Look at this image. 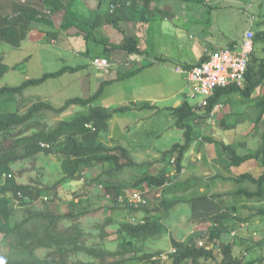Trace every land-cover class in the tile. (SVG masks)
<instances>
[{"label":"rangeland","instance_id":"1","mask_svg":"<svg viewBox=\"0 0 264 264\" xmlns=\"http://www.w3.org/2000/svg\"><path fill=\"white\" fill-rule=\"evenodd\" d=\"M69 1L62 0L65 5ZM78 1L82 4L72 6L67 13L65 7L51 9L45 0H0V23L23 29L21 34L20 30H15V39L7 36L0 38V63L8 66L0 77V87L16 86L25 79H36L64 66H82L76 72L48 78L20 93L1 96L0 111L23 114L37 102H46L59 108L70 98L92 95L102 80H112L104 86L94 105L109 109L127 106L129 110L116 113L108 121L100 140L107 146L124 147L133 164L121 169L109 164H93L79 169L75 179L68 181L62 169V155L41 151L24 156L23 147L14 145L15 140L40 129L49 131L60 121L72 120L86 111L81 106H71L59 113L43 109L23 126L0 134L2 146L21 156L10 164L12 178L18 184L40 190V196L32 204L22 205L20 200L11 199L12 218L19 220L27 215L28 210L32 213L73 214L74 217L58 224L63 236H71L75 230L72 226L78 224L80 245L111 253L105 258L93 259L83 252L72 251V247L65 244L67 251L64 256L68 264L79 261L119 264L120 260L124 264H173V241L185 242L192 233L207 235L216 216L224 215L222 221L227 227L226 232L235 233L230 242L239 264L249 260H260L264 264V215L259 214V210L264 209V198L249 199L235 194L238 187L249 190H256L257 187L247 181L239 184L230 177H224L223 171L229 160L228 153L220 145L229 144L240 155L258 148L264 127L262 121H255L250 109L264 94V86H259L248 99L238 93L225 95L214 109V116H200L204 113L203 108L199 109V114L186 121L193 127L192 142L184 154L180 172H176L173 165L175 155L165 153L174 144H183L185 140L169 108L176 101L188 100L195 104L201 100L200 96L193 94L192 84L187 81L185 74L176 71L178 66L186 68L183 56L187 59L191 56L192 61L196 58L191 55L189 46L201 37V29L204 30L203 34H212L217 48L230 47L233 41L240 39L251 19L254 20L252 30L255 33L264 30V0H217L213 9L196 5L197 13H188L186 16L189 20L186 23L182 21L183 16L174 19L170 15L172 13L167 12L148 25L139 21L143 15L142 1L123 0L128 7L127 17L136 18L137 21L120 22L117 27L107 24L104 15L115 11L118 4L111 11V5L98 9L97 0ZM169 2V7L173 8L190 6L188 0ZM133 5L135 8H132ZM101 12H104L103 17L98 16ZM26 15L45 17L53 25L40 24ZM66 19L74 23L67 30L61 26ZM52 31L56 35L51 34ZM126 33L139 39V46L145 53L136 59L137 62L132 58L136 53L129 55L120 50L104 53V42L118 44ZM261 47L260 43L256 47L254 68H258L264 58ZM114 56L119 63L111 66L110 57ZM155 57L162 59L133 75L126 74ZM100 58L108 61V72L93 64L95 59ZM144 105L152 107L142 108ZM210 139L215 142L210 143ZM120 160L126 162L122 157ZM229 166L231 175L241 173L246 167L245 164L240 167ZM249 170L253 176H259L262 172L261 161L253 163ZM148 174L168 175L169 181L163 187L138 184ZM0 179L4 181L5 176ZM104 184L112 186V190L107 192ZM114 188L123 190L122 194L119 193L123 196L142 191L147 204L130 209L117 202V196L113 198ZM203 194L213 204L206 203L205 207L198 204L196 212L191 201ZM163 200L176 204L169 210L160 209L158 212L159 203ZM144 207L153 210L152 219H159L165 230L158 235L135 239L122 233L123 224L134 222L133 217H144ZM42 221L35 217V225L42 224ZM203 239L206 238L199 240ZM129 240L131 245L127 244ZM213 249L216 258L202 264H220V248L215 244ZM34 254L39 258L47 254H50V258H60L55 248H38ZM147 254H153L152 257L157 260L151 261L152 257L137 259ZM8 257L9 251L0 245V261Z\"/></svg>","mask_w":264,"mask_h":264},{"label":"trees","instance_id":"2","mask_svg":"<svg viewBox=\"0 0 264 264\" xmlns=\"http://www.w3.org/2000/svg\"><path fill=\"white\" fill-rule=\"evenodd\" d=\"M51 5V9L64 8L70 12L72 6H78L82 4L78 0H70L66 5L62 0H45ZM143 5L149 4L152 0H141ZM58 3V4H57ZM118 4L115 11L112 13H106L104 16L105 22L111 24L114 27L119 26L120 22H128L131 18L127 17L128 7L125 6L123 0H97V8L101 9L104 6ZM133 4V3H132ZM65 5V6H64ZM132 8H135L133 5ZM104 13V12H103ZM103 13H99L98 16L103 17ZM28 19H35L40 24L53 25L52 22L45 17H37L35 15H26ZM1 19V17H0ZM4 21L6 16L3 18ZM141 21L143 19L141 18ZM43 24V25H44ZM74 23L70 19H66L61 23L63 29L67 30L72 27ZM20 30V34L23 33V29L16 28L15 25L0 23V38L7 36L9 39H15L17 36L15 30ZM53 35L56 32L52 31ZM21 37V36H20ZM5 38V41H10ZM88 38V36H86ZM18 39H16V45H18ZM139 39L136 36L125 34L123 40L118 44H107L104 42V53L109 50H120L127 52L128 54H142L143 50L139 46ZM262 44L261 52L264 53V30L257 33L254 32V45L251 53L250 62L246 72V80L242 87L230 86L227 88L217 89L212 97L209 98L208 105L204 107V113L199 114L197 111L199 107L190 103L188 100L182 101V103L176 107L169 108L172 116L175 118V125L181 129L184 133V143H176L173 147L165 152L166 154L175 155L173 165L176 172H180L182 169L181 162L183 160L186 150L189 148L192 142L193 128L186 121L199 114L202 117L209 116L214 108L220 104L221 98L225 95L232 93H238L245 99L252 96L253 92L259 87L264 86V58L258 68H254V55L256 53V47L258 44ZM106 54V53H105ZM82 66H64L60 70L50 73H44L39 78L25 79L22 83L16 86H2L0 87V97L7 94H17L22 92L29 86L42 83L48 78L57 77L65 72H76L81 69ZM142 68L127 72V75H133ZM7 70V66L0 63V77ZM119 78V77H118ZM112 80H102L99 83L98 89L90 96L87 97H74L68 99L65 104L59 108H54L51 104L46 102H37L33 104L25 113L19 114L14 111H0V134L7 133L10 130L23 126L31 119L36 117L38 113L43 109H50L56 112H62L71 106L85 107L84 113L78 114L72 120H62L56 127L46 131L40 129L38 132L28 136H23L15 140L16 146L23 147L24 156H32L41 151L47 153H57L62 155L64 161L62 162V169L65 173L66 180L71 181L75 179V175L82 167H88L93 164H109V166L116 167L118 169L133 164L126 149L120 145L107 146L100 140V135L105 132L108 121L113 118L116 113H123L129 110L127 106H120L114 109L101 105H94L96 98L100 96L104 86ZM255 106L259 108L258 115L255 119L256 122L262 121L264 127V94L255 102ZM151 107L144 105L142 108ZM90 125V126H89ZM261 142L258 148L249 153L238 154L229 144L221 143V149L228 153L227 158L229 165L239 166L240 164L250 160L257 159L261 161L262 172L259 176L255 177L251 173L245 172L234 180L242 184L245 181L255 185L256 190H249L248 188L240 187L235 191L236 195H244L249 199L255 197L264 198V130L261 134ZM210 143L215 141L210 139ZM41 143L47 144V147H42ZM21 156L12 150L6 149L0 143V177L5 176V180L0 179V245L7 248L9 251V257L6 260L0 261V264H68L64 254L66 253L65 244H69L72 247V251L83 252L88 257L93 259H101L111 255L109 252L97 250L95 248H88L79 244V227L78 224H74L72 227L75 229L73 234L69 237H64L60 231L58 224L64 219H71L74 217L72 214H52V213H32L28 210L27 215L19 220L12 218V208L10 207L11 199L20 200L22 205L32 204L40 196V190L35 191V187L30 185L18 184L11 176L10 164L17 161ZM121 157L126 162H121ZM169 181L168 175H151L144 176L138 182L148 186L163 187L166 182ZM107 192L112 190V186L104 184ZM114 197L122 194L123 190H117L114 188ZM193 209L196 210L199 206L205 207L209 204H213L212 201L206 196L201 195L193 198L191 201ZM207 203V205H205ZM176 202L161 201L157 208L158 212L169 210ZM205 205V206H204ZM138 209V208H130ZM144 222H131L123 224L121 232L128 235L130 238H141L153 235H158L165 230V226L159 219H152V212L147 207H144ZM140 210V208H139ZM197 212V210H196ZM260 215H264V209L259 210ZM35 217L42 219V224L35 225ZM224 215H217L214 225L209 230L208 234L192 233L188 236L185 242L173 241V247L175 252L172 254L173 264H202L204 261L212 260L216 258V252L213 248H207L205 246H198V240L206 238L207 240L222 239L229 232L226 225L223 223ZM199 239L197 240V238ZM131 245V240L127 242ZM38 248H55L60 254L59 259L50 258V254H47L44 258L37 257L34 253ZM221 255L220 264H239L238 256L234 254L233 244L229 242L222 244L219 253ZM153 254H147L139 256L137 259H150ZM119 264H124V261H118ZM133 262V260H132ZM116 263V262H115ZM75 264H92V262H77ZM244 264H262L260 260H249Z\"/></svg>","mask_w":264,"mask_h":264},{"label":"built area","instance_id":"3","mask_svg":"<svg viewBox=\"0 0 264 264\" xmlns=\"http://www.w3.org/2000/svg\"><path fill=\"white\" fill-rule=\"evenodd\" d=\"M114 8L115 5L111 4V11ZM253 45L254 31L248 28L239 43L233 44L230 47L212 50L201 62L191 67H176V71L184 73L187 81L192 84L193 94L201 97L200 102H196L194 105L199 107V109H203L208 105L209 98L214 95L217 89L230 86L242 87L244 85ZM93 64L100 70L108 72L109 63L105 58L95 59ZM41 146L47 147V144L41 143ZM144 197L143 192L138 191L125 196L118 195L117 202L129 208L142 207L147 204V199ZM132 220L134 222H144L143 218L137 219L133 217ZM234 234V232H230L222 239L199 240L198 246L213 248L217 244L221 249V245L229 243ZM155 260L157 259L152 257L151 261Z\"/></svg>","mask_w":264,"mask_h":264},{"label":"crops","instance_id":"4","mask_svg":"<svg viewBox=\"0 0 264 264\" xmlns=\"http://www.w3.org/2000/svg\"><path fill=\"white\" fill-rule=\"evenodd\" d=\"M172 1V0H171ZM174 1V0H173ZM189 3H190V6H186V7H177V8H173V7H169L170 5V2L169 0H152L149 4L147 5H143L142 7V13L143 15L141 16V18L143 19V21L141 22L142 24H147L149 22H152L154 20H157L158 16L160 14H164V13H172L170 15H172V17L174 19H180V15L183 16V22H188V18L186 15L189 14H196L197 13V9H195L196 5H202L206 8H211L213 9L215 6L214 4L217 3V0H188ZM131 2V1H130ZM130 2H128V4H131ZM141 18H139V21H141ZM168 17H164V19H166ZM136 20V18H131L130 20H128L129 23H134ZM126 23V22H124ZM253 25H254V20H249V22L247 23V27L246 29L243 31L240 39L236 40V41H233L231 43V45L233 44H237L241 41L243 35H244V32L248 29V28H253ZM143 28V27H142ZM204 30L201 29L200 31V34H201V37L198 38V41L197 42H193L189 47V50L191 52V55H193L194 57H196L193 61L191 60V56L187 59L185 56L182 57V61L183 63H185V67L188 68V67H191L199 62H201L205 57L206 55L212 51V50H215L217 49V47H215L216 45V41L215 39L213 38L212 34L210 33H207V34H203ZM128 34V33H127ZM230 45V46H231ZM210 48V49H207V48ZM203 48V49H202ZM201 50V51H200ZM144 51L142 54H137V55H134L135 57H132L133 58V61L134 62H137L136 59L140 58V57H143L144 56ZM130 55V54H129ZM140 55V56H139ZM137 56V57H136ZM139 56V57H138ZM111 60H110V64L111 66H113L114 64L116 63H119L117 58L114 56V57H110ZM162 58H159V57H155L153 60H149V61H146V63H144L142 66L141 65H138L137 69L138 68H144L145 66H148V65H152L154 61H161ZM110 67V65H109ZM8 68V66H7ZM182 103V101H176L175 105L173 107H176L178 105H180ZM254 106H255V102H254ZM152 107V106H151ZM216 110V109H215ZM251 115H253V118H256L257 115H258V112H259V108L258 107H252L251 109ZM214 111V110H213ZM210 114L214 116V113ZM193 128V127H192ZM241 141V140H240ZM240 141L238 144H240ZM233 144V143H232ZM234 145V144H233ZM259 160L257 159H250L242 164L239 165V167L243 164L246 165L245 169H243L241 171V173H236L234 175H231V173L228 172V168L230 167L229 164L226 165V168H224V171H223V175L224 177H230L232 179H234L235 177H237L238 175L242 174V173H245V172H248V173H251L250 170H249V167L251 165H253V163H258ZM240 172V171H239ZM243 184V183H242ZM240 188V187H238ZM237 188V189H238ZM243 188H246V187H243ZM236 189V190H237Z\"/></svg>","mask_w":264,"mask_h":264}]
</instances>
